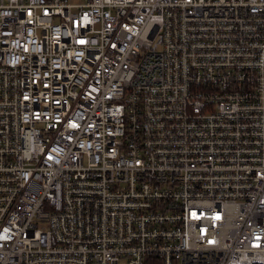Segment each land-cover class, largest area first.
Returning a JSON list of instances; mask_svg holds the SVG:
<instances>
[{
	"label": "built area",
	"instance_id": "1",
	"mask_svg": "<svg viewBox=\"0 0 264 264\" xmlns=\"http://www.w3.org/2000/svg\"><path fill=\"white\" fill-rule=\"evenodd\" d=\"M0 264H264V0H0Z\"/></svg>",
	"mask_w": 264,
	"mask_h": 264
}]
</instances>
